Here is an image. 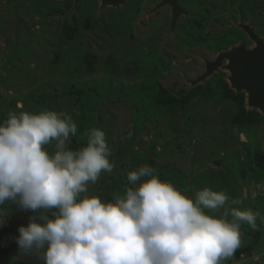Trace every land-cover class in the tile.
Returning <instances> with one entry per match:
<instances>
[{
    "label": "rangeland",
    "instance_id": "obj_1",
    "mask_svg": "<svg viewBox=\"0 0 264 264\" xmlns=\"http://www.w3.org/2000/svg\"><path fill=\"white\" fill-rule=\"evenodd\" d=\"M0 0V264H264V114L223 51L264 0Z\"/></svg>",
    "mask_w": 264,
    "mask_h": 264
},
{
    "label": "water",
    "instance_id": "obj_2",
    "mask_svg": "<svg viewBox=\"0 0 264 264\" xmlns=\"http://www.w3.org/2000/svg\"><path fill=\"white\" fill-rule=\"evenodd\" d=\"M102 6H120L126 0H101ZM171 5L173 8V24L177 22L184 10L178 5V0H163L158 7ZM243 29L255 42V48H247L245 44L232 47L221 52L214 61L207 62V71L195 83L207 79L215 70L222 66L224 61H229L226 68L230 71L229 81L235 91H245L248 105L264 114V40L254 30L244 25Z\"/></svg>",
    "mask_w": 264,
    "mask_h": 264
},
{
    "label": "flooded vegetation",
    "instance_id": "obj_3",
    "mask_svg": "<svg viewBox=\"0 0 264 264\" xmlns=\"http://www.w3.org/2000/svg\"><path fill=\"white\" fill-rule=\"evenodd\" d=\"M162 1H163V0H162ZM162 1H161V2H162ZM107 6H108V5H107ZM169 6H170V5H169ZM102 7H103V6H102ZM112 7H115V6H112ZM170 7L172 8V6H170ZM184 12H185V11H184ZM172 25H174V24H173V9H172Z\"/></svg>",
    "mask_w": 264,
    "mask_h": 264
},
{
    "label": "bare ground",
    "instance_id": "obj_4",
    "mask_svg": "<svg viewBox=\"0 0 264 264\" xmlns=\"http://www.w3.org/2000/svg\"><path fill=\"white\" fill-rule=\"evenodd\" d=\"M167 5H169V4H167ZM170 6H171V5H170ZM179 7H180V6H179ZM172 8H173V7H172ZM226 61H227V60H226ZM228 64H229V61H228L227 65H228ZM222 65H223V64H222ZM227 65H226V66H227ZM226 66H225V67H226ZM226 69H227V68H226ZM227 70H228V69H227ZM230 76H231V75H230ZM229 78H230V77H229ZM230 83H231V82H230Z\"/></svg>",
    "mask_w": 264,
    "mask_h": 264
}]
</instances>
